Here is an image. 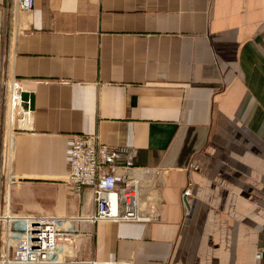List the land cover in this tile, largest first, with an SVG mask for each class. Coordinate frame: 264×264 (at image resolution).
Returning a JSON list of instances; mask_svg holds the SVG:
<instances>
[{
	"label": "crops",
	"instance_id": "0c3cea01",
	"mask_svg": "<svg viewBox=\"0 0 264 264\" xmlns=\"http://www.w3.org/2000/svg\"><path fill=\"white\" fill-rule=\"evenodd\" d=\"M9 15L12 213L93 212L67 183L77 134L169 168L155 221H77L78 247L58 264H264V0H35L31 12L0 0V29ZM20 90L33 95L31 129Z\"/></svg>",
	"mask_w": 264,
	"mask_h": 264
},
{
	"label": "built area",
	"instance_id": "2783aa9c",
	"mask_svg": "<svg viewBox=\"0 0 264 264\" xmlns=\"http://www.w3.org/2000/svg\"><path fill=\"white\" fill-rule=\"evenodd\" d=\"M34 5L35 0H13L14 9L20 12H31ZM136 154L133 147L102 142L96 133L77 134L70 139L67 183L81 197L83 206L88 207L90 202L94 205L93 212L83 217L12 213L11 201L6 195L13 181L8 174V162L6 175L9 185L4 199L0 182V264L62 263L78 247L82 226L76 225L77 221H155L159 216L169 168L138 166L134 162ZM192 195L190 181L182 191L183 201L188 202ZM188 209H191L190 204ZM59 241L66 245L60 253L57 252Z\"/></svg>",
	"mask_w": 264,
	"mask_h": 264
},
{
	"label": "rangeland",
	"instance_id": "374dc122",
	"mask_svg": "<svg viewBox=\"0 0 264 264\" xmlns=\"http://www.w3.org/2000/svg\"><path fill=\"white\" fill-rule=\"evenodd\" d=\"M6 22H7L6 29H5V27H1V29H0L1 39H3L4 38L3 36L6 35L7 40L12 41L13 36L16 32V29L14 28V25L10 24V22H11V16L10 15H9V17H7ZM4 32H5V34H4ZM0 95H1V92H0ZM3 110H4V107H3V105H1V113L3 112ZM2 117L3 116H1V119H2ZM5 131H6V129L3 126V120H0V173H1L0 182L2 183V189H3L2 193H1L2 199H4V197H3L4 192H6L7 186L9 185V182L7 180V175H6V168H7V164L9 162V157H10V135L8 134V132H5ZM2 165H4L3 166V172L1 171ZM15 184H17V182L11 183V188H10V190L7 191V194H6L11 201L10 209H13V211H14V207L12 208L13 204L17 205V203L13 202V200H14L15 196H17L16 193H19L17 191V189H14V187H13V186H16ZM2 205H4V201H2ZM61 258H62V256H61Z\"/></svg>",
	"mask_w": 264,
	"mask_h": 264
},
{
	"label": "water",
	"instance_id": "95a60500",
	"mask_svg": "<svg viewBox=\"0 0 264 264\" xmlns=\"http://www.w3.org/2000/svg\"><path fill=\"white\" fill-rule=\"evenodd\" d=\"M18 98L16 100V105L19 107L18 118L20 119L19 127L24 129H31L32 110L33 107V95L24 92L18 91Z\"/></svg>",
	"mask_w": 264,
	"mask_h": 264
},
{
	"label": "bare ground",
	"instance_id": "6f19581e",
	"mask_svg": "<svg viewBox=\"0 0 264 264\" xmlns=\"http://www.w3.org/2000/svg\"><path fill=\"white\" fill-rule=\"evenodd\" d=\"M66 245H64V242L62 241H59L58 243V248H57V252H58V249L61 248V247H65Z\"/></svg>",
	"mask_w": 264,
	"mask_h": 264
}]
</instances>
